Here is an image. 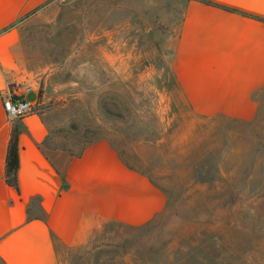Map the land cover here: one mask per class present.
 I'll return each mask as SVG.
<instances>
[{
    "label": "rangeland",
    "instance_id": "1",
    "mask_svg": "<svg viewBox=\"0 0 264 264\" xmlns=\"http://www.w3.org/2000/svg\"><path fill=\"white\" fill-rule=\"evenodd\" d=\"M172 0H51L20 22L50 154L111 141L167 197L149 224L103 226L67 264H264V91L251 122L200 118L170 70ZM172 4V3H171Z\"/></svg>",
    "mask_w": 264,
    "mask_h": 264
},
{
    "label": "crops",
    "instance_id": "2",
    "mask_svg": "<svg viewBox=\"0 0 264 264\" xmlns=\"http://www.w3.org/2000/svg\"><path fill=\"white\" fill-rule=\"evenodd\" d=\"M172 3V4H171ZM162 10L172 41L170 70L182 105L200 118L251 122L264 91V0H172ZM51 0H0V264H67L103 226L149 224L167 197L102 139L78 155L50 154L44 115L21 120L18 192L5 179L14 122L3 101L29 84L20 65L23 18ZM39 102L38 92L24 94Z\"/></svg>",
    "mask_w": 264,
    "mask_h": 264
},
{
    "label": "built area",
    "instance_id": "3",
    "mask_svg": "<svg viewBox=\"0 0 264 264\" xmlns=\"http://www.w3.org/2000/svg\"><path fill=\"white\" fill-rule=\"evenodd\" d=\"M33 86H26L21 92L22 95L10 93L3 101L4 109L9 120L15 122L23 120L31 114L38 113V102L33 103L29 99H25L24 94L34 92Z\"/></svg>",
    "mask_w": 264,
    "mask_h": 264
},
{
    "label": "trees",
    "instance_id": "4",
    "mask_svg": "<svg viewBox=\"0 0 264 264\" xmlns=\"http://www.w3.org/2000/svg\"><path fill=\"white\" fill-rule=\"evenodd\" d=\"M20 123H21V120H18V121H15L13 124L11 140H10L8 151H7L6 172H5V179H6L7 184L15 188L18 192H20L19 182H18V170H19V165H20V160H19V152H20L19 137L21 134Z\"/></svg>",
    "mask_w": 264,
    "mask_h": 264
}]
</instances>
